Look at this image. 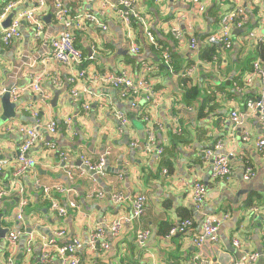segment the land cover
Instances as JSON below:
<instances>
[{"label": "crops", "instance_id": "0c3cea01", "mask_svg": "<svg viewBox=\"0 0 264 264\" xmlns=\"http://www.w3.org/2000/svg\"><path fill=\"white\" fill-rule=\"evenodd\" d=\"M8 1L0 0V10ZM63 1L73 19L74 44L86 59L83 78H77L79 66L51 58L50 40L64 31L54 20L53 3L39 14L43 23L39 39L22 23L21 37L9 46L0 45V89L19 91L17 101H11L16 103L14 119L1 121L0 106V162H6L0 173V191L4 192L0 229L5 237L22 232L16 246L0 242V264H7L8 259L12 264H41L38 258L43 245L59 231L64 233L55 238L58 245L74 240L85 245L98 226L131 218L132 200L137 195L146 198L142 215L122 225L116 235L105 229L108 247L94 252L83 247L78 253L80 264H236L249 254H260L264 157L256 150V139L261 128L257 113H245L244 107L259 91L253 63L264 70V0H199L203 12L192 0H133L134 11L148 22L156 46L148 42L138 19L132 18L130 27L123 25L114 9L119 0ZM104 4L109 7L103 19L105 31L82 19L86 13L96 15ZM28 8L30 4L21 5L0 20V33L9 17L11 22ZM237 10L245 13L246 23L228 26L231 47L212 45L209 40L218 33L222 17ZM173 30L179 35L174 36ZM191 39L195 50L190 47ZM131 44L140 48L139 55L129 52ZM166 51L168 64L162 58ZM142 64L151 70L145 71ZM184 71L188 75L183 76ZM101 73H126L133 80L146 77L154 97L145 104L139 100L132 108L117 89L95 80ZM37 76L44 97L32 89ZM191 88H197L200 95L187 104L183 97ZM232 111L245 113L248 141L242 140L241 130L231 121ZM118 113L127 120L124 126ZM50 121L57 123L54 150L45 146L50 141L46 133ZM19 126H39L44 137L28 151L35 167L15 179L24 141ZM146 129L154 133L155 146L163 150L160 158L145 151ZM217 143L221 144L218 152L228 156L231 167V176L224 180L212 178L213 160L204 157V151ZM80 156L93 163L104 159L105 176L98 178L87 171ZM245 165L255 173L250 181L243 180ZM195 182L207 188L200 212L190 199ZM36 183L69 188L70 194L57 196L59 204L65 208L72 201L77 209L60 217L51 211ZM20 185L28 200L22 222L16 219ZM97 192L104 193L102 200L87 197ZM114 193L124 196L122 203L112 200ZM250 197H254L253 207L246 208L244 203ZM207 216L226 219L218 229V242L205 239L199 247L193 238L201 235ZM185 219L193 220L191 231L170 235ZM137 231L149 232L143 245L137 244ZM235 239L238 247L233 245ZM26 241L31 242L30 253H26ZM254 264H264V259Z\"/></svg>", "mask_w": 264, "mask_h": 264}, {"label": "built area", "instance_id": "2783aa9c", "mask_svg": "<svg viewBox=\"0 0 264 264\" xmlns=\"http://www.w3.org/2000/svg\"><path fill=\"white\" fill-rule=\"evenodd\" d=\"M91 2V0H90ZM192 2L199 6V11L203 12V7L200 6L199 0H192ZM48 3H53L54 5V20L63 26L64 31L58 34L56 37H53L50 40V49H51V58L63 65L73 63L79 66L81 69L77 74V78H83L85 70L82 68L85 57L83 53L76 48L74 44V37L72 34V18L70 8L63 0H10L0 10V20H4L13 10L17 7L30 4L31 8L24 9L19 11L10 25L2 30L0 33V45L6 47L11 45L14 40H17L21 37L20 27L22 23L28 24V27L32 29L34 37L39 39L43 35V23L40 20L39 14L46 7ZM106 4L103 5L102 9L96 14L86 13L82 16V19L86 22H89L95 26L100 27L103 31L107 29L106 25L103 23V19L107 14ZM117 12L121 22L125 26L131 25L132 18L138 19L141 25L144 27L145 37L150 44L156 46V40L153 34H151L148 26V22L145 19H140L134 11V1L133 0H119V4L114 8ZM246 23V16L242 10H237L235 13L228 14L222 17L221 26L216 35L210 38L209 42L212 45H222L226 49L231 47V41L228 36V26L235 24L238 27H242ZM130 27V26H129ZM127 27V28H129ZM174 36H178L179 33L176 30L172 31ZM191 49H196V43L194 39L190 41ZM129 52L132 55H139L140 48L135 44H131ZM162 58L165 64L170 62V55L168 52L162 54ZM142 67L145 71L151 70V67H148L145 64H142ZM254 75L259 79V91L253 100H248L245 103V113L247 112H256L258 115V122L261 128V134L256 139V150L257 152L264 157V70L261 68L258 62L253 63L252 66ZM188 75V71H184L183 76ZM40 76L34 77L32 81V89L34 92L45 96L40 88ZM95 80H99L103 83H106L110 87L117 89L119 96L123 100H127L132 108L136 107V104L139 100L143 104L149 103L154 97V88L153 85L149 82L146 77H142L137 80H133L126 75V73H121L119 75L101 73L95 75ZM71 83H74L73 79H70ZM6 93L9 94L10 100L16 102L19 97V91L11 89H0V106H1V97ZM237 111H232L230 113V119L233 124L241 130L242 140L248 141L249 133L245 128L244 114ZM117 118L120 120L121 125L124 126L127 123L125 116L122 113L117 114ZM57 129V123L55 121H50L46 125V133L50 141L45 142V146L48 149L54 150L55 145L53 143V135ZM19 133L23 136L24 141L19 147L18 153V168L16 169L13 177H20L24 173L32 170L35 167V161L28 156V151L33 147L35 143H41L43 141V135L41 127L36 126L34 128H25L19 126L17 128ZM145 151L147 153H153L155 157L160 158L163 150L155 146L154 133L150 129H146V140L144 143ZM221 149V144L217 143L211 149L204 151L205 158H212L213 168H212V178L214 180H224L228 179L231 176V167L229 165L228 156L220 154L218 151ZM65 159V155H60ZM81 165L89 172L93 173L96 177L105 176L104 165L105 160L101 159L95 163L88 161L83 156H80ZM6 165L5 161L0 162V173H2V167ZM84 173L82 170L81 174ZM163 173L166 174V169L163 170ZM255 176L254 170L250 165H245L243 180L250 181ZM72 180V175L69 176ZM16 179V178H15ZM36 189H40L42 192L43 199L50 204V209L53 212H56L60 217H64L68 214L70 210H76L77 205L75 202H69L68 205L64 208L59 204L58 197H64L70 194L71 190L69 188H63L62 186H42L39 183L35 185ZM190 199L193 205V208L196 212H200L205 204L207 196V188L201 183L195 182L192 186V191L190 193ZM17 196L19 197L18 210L16 219L19 222L23 221L24 208L28 203V200L25 198V190L23 186H19L17 189ZM4 197V192L0 191V204ZM89 199L96 198L102 200L104 198L103 192L90 193L87 196ZM112 200L119 204L124 200V196L121 193H114L111 195ZM146 206V198L143 195H137L132 200V216L129 219L118 218L114 220L109 226L103 227L98 226L93 233L90 235L88 241L81 243L79 240H74L70 244L58 245L55 238H61L63 231L55 232L54 237L46 242L43 245L42 251L39 255V262L41 264H52L57 262L58 264H80V257L78 253L83 247H88L91 251H96L98 248L106 249L107 243L105 242V229L110 231L112 235H116L121 226L129 223L130 221L138 218L142 215L144 208ZM257 210H255L256 212ZM226 219L224 216L214 217L207 216L201 225V235L194 236L193 243L197 246H201L205 239H208L211 243L218 242L217 232L220 227V224ZM193 227V220L185 219L179 221L176 227L172 228L170 235L174 234H183L190 232ZM22 232H11L9 233L4 240L0 237V242L4 241L7 246H16ZM149 236L148 231H137L135 239L138 245H143L146 239ZM261 242L262 248L260 254L252 253L246 257H242L236 264H254L259 259H264V218H263V230L261 232ZM235 247L239 246L238 240L233 241ZM31 251V242L27 243L26 253ZM7 264H12L11 260L8 259Z\"/></svg>", "mask_w": 264, "mask_h": 264}, {"label": "water", "instance_id": "95a60500", "mask_svg": "<svg viewBox=\"0 0 264 264\" xmlns=\"http://www.w3.org/2000/svg\"><path fill=\"white\" fill-rule=\"evenodd\" d=\"M50 17H47L45 19H49ZM10 19L11 17H9L4 26L5 28H7L10 24ZM56 102V101H55ZM1 105H2V117H1V121L6 122L10 119H14L16 117V113H15V108H16V103H12L9 97V94L6 93L5 95H3L1 97ZM3 230L0 229V237L1 239L5 238V234H3Z\"/></svg>", "mask_w": 264, "mask_h": 264}, {"label": "trees", "instance_id": "16d2710c", "mask_svg": "<svg viewBox=\"0 0 264 264\" xmlns=\"http://www.w3.org/2000/svg\"><path fill=\"white\" fill-rule=\"evenodd\" d=\"M135 24H133V26H138L136 22H133ZM132 24V23H131ZM199 90L197 88H191V89H187L185 90V93H184V97H183V100L187 103V102H192V101H196L198 98H199ZM188 104V103H187ZM253 200H254V197H250L248 198L245 203H244V207L246 208H251L253 207ZM27 242L25 243V246H27Z\"/></svg>", "mask_w": 264, "mask_h": 264}, {"label": "bare ground", "instance_id": "6f19581e", "mask_svg": "<svg viewBox=\"0 0 264 264\" xmlns=\"http://www.w3.org/2000/svg\"><path fill=\"white\" fill-rule=\"evenodd\" d=\"M119 2V1H118Z\"/></svg>", "mask_w": 264, "mask_h": 264}]
</instances>
